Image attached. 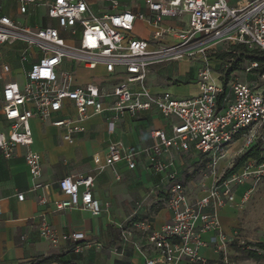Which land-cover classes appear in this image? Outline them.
<instances>
[{
    "label": "built area",
    "instance_id": "1",
    "mask_svg": "<svg viewBox=\"0 0 264 264\" xmlns=\"http://www.w3.org/2000/svg\"><path fill=\"white\" fill-rule=\"evenodd\" d=\"M138 21L152 27L151 37L136 35ZM18 42L23 43L19 60L32 67L24 72L25 81L20 84L6 78L12 73L11 64L1 65L0 100L9 127L0 132V152L12 158L18 147L24 148L30 190L43 191L39 202L52 204L56 210L83 208L94 216L110 208L109 202L95 197L92 173L65 175L58 180L65 198L48 199L51 185L43 179V156L34 148L33 118L59 128L62 139L72 145L96 115L107 113V130L113 135L125 113L156 109L163 118L175 121L171 134L155 130L153 145L144 151L158 156L154 169L166 172L171 182L165 206L172 215L158 229L152 228L150 216L122 228L116 248L132 243L144 254L146 264H206L203 248L226 252L234 236L224 230L221 210L236 201L231 179L217 181L204 196L192 201L173 159L166 162L161 155L172 150L195 151L215 167L228 157L239 137H244L247 149L257 142L264 146V89L256 81L226 80L222 73L216 74L208 54L224 42L264 54V0H0V46L12 48ZM197 58L202 60L197 72L198 94L180 97L170 90L153 91L148 85L153 65ZM65 61H71L73 69L61 70ZM78 64L101 71L104 78L115 77L117 83L111 88L95 81L79 84ZM260 64L249 59L244 69L264 80ZM65 105L75 111L65 113ZM138 154L115 139L103 158L94 156V162L102 169L112 168L120 180L117 164L125 162L135 169ZM262 157L261 162L249 159L240 176L264 178V152ZM248 196L246 192L242 201ZM18 198L24 200V192ZM38 217L39 233L52 245L61 239L85 237L83 232L59 235L47 213ZM136 228L142 232L138 240L133 239Z\"/></svg>",
    "mask_w": 264,
    "mask_h": 264
},
{
    "label": "crops",
    "instance_id": "2",
    "mask_svg": "<svg viewBox=\"0 0 264 264\" xmlns=\"http://www.w3.org/2000/svg\"><path fill=\"white\" fill-rule=\"evenodd\" d=\"M4 3H8L9 0H2ZM146 11V8H144ZM12 13V10H8ZM167 23H172V21L168 20ZM140 28H146L150 32L152 31V27L145 22L138 21L137 28L135 30L136 35L149 38L150 35L145 34L144 31L140 30ZM23 46V43L18 42L12 48L7 46H0V60L2 61L0 64V68L3 62H9L12 66V73L6 76L7 79H13L18 81L17 75L19 74L16 60L19 59V48ZM17 50V54H13L12 62L5 58L6 54H12V50L14 53ZM16 55V56H15ZM15 56V57H14ZM15 60V61H13ZM157 65H153L151 71L147 78L148 85L152 88L153 91H162V90H170L175 95L183 97L196 95L199 92V87L197 84V74L195 83V90L191 89V83H178L177 85H172L170 87H160L157 85L149 84V77L152 72L158 71L156 67ZM32 64L27 63V67L24 71L31 69ZM84 69L76 66L75 73L76 75L81 74ZM77 70H82V72H77ZM90 71L89 77L92 76L94 70ZM104 78V77H103ZM115 79V77H113ZM89 81H96L94 79H89ZM19 82V81H18ZM83 82V83H86ZM100 82V81H99ZM98 82V83H99ZM20 83V82H19ZM193 83V82H192ZM82 84V83H79ZM3 89V81L0 80V95ZM98 121H101L102 128L104 130L101 135V140L104 142V147L92 152L91 162H94V156L104 157L108 145L111 141L115 139H121L125 142V144L134 150L138 151L137 157V165L135 169H129L125 162H120L117 164V170L121 174V179L118 180L116 178L115 172L112 168H105L104 172L95 174V184L93 188V193L96 198H98L102 203H110V208H118L123 204V201L127 196V185L125 183L117 184L115 181H121L122 177L126 172H136L138 173L140 168V162H143V158H147L152 162V164L156 161L158 156L155 153H147L144 150L150 148L154 143L153 132L155 130H163L167 133L171 134V125L175 120L165 119L160 113L153 109L149 112H141L137 115H131L129 113H125L122 115L121 120L119 121L116 133L110 135L107 130V113L96 115L90 118L87 121V130L80 134L76 142L74 144H68L63 139V143L65 146H77L80 141L88 135V130L92 128ZM43 121L38 118H33L31 120V125L34 133V148L40 151L37 147L36 143L38 141L35 133L34 123L37 124L39 129V135L41 132V128L43 127ZM53 126V125H52ZM9 127V122L5 119L2 111V102L0 100V132L7 130ZM56 128V127H55ZM62 133L59 128H57ZM148 131L151 133L150 145L146 144V136ZM62 138V135H61ZM50 144L46 141L45 149H47ZM50 147V146H49ZM41 152V151H40ZM43 156V169H44V154L41 152ZM190 155V161H192L195 157L199 159L202 155L198 152H181L177 150H172L170 153H163L161 155L162 160L169 161L173 159L174 169L178 172V178L183 181V173L185 168L181 167L183 159L180 158V155ZM181 155V156H182ZM203 157V156H202ZM145 172V171H142ZM162 175V178H167L166 172H159ZM70 174H90L89 172H78V173H70ZM65 174V175H70ZM63 175L62 177H64ZM61 177V178H62ZM60 178V179H61ZM43 179L51 185L50 191H48L47 197L50 201L53 199H61L65 198L64 194L60 193V189L57 185L54 186L52 181L44 178V170H43ZM115 179V181H114ZM151 184L152 181H151ZM171 184V182L166 180V185ZM186 185V184H185ZM187 186V185H186ZM211 186V185H210ZM209 186V187H210ZM31 178L29 174V170L24 158V148L18 147L17 154L12 158H6L0 152V206L2 207V212L0 213V264H33L36 261H41L40 264H146V259L144 254L136 249L132 243L128 244L127 250L118 251L116 250L118 239H114V243L110 245L111 247L108 249V252H102L100 250H83L81 251V246L85 244H93L98 243L108 244L110 239L114 236L116 228H114V218L110 213V208L108 211H104L99 216H94L90 211L83 208H66L63 210H56L52 204H42L39 202V196L43 193V191H31ZM187 186V190H188ZM169 186H166L163 192L167 195V190ZM24 192L25 198L24 200H19L18 194ZM189 192V190H188ZM46 193V192H44ZM205 192H200L197 195H191L192 199H198L204 196ZM190 197V196H189ZM157 200L160 201L158 195H153L152 197L144 195L143 200L140 202L138 209H144L145 211H149L145 213L144 216L140 214H136V217L133 221H128L131 225L143 222L147 217H151L150 221L152 223L153 229L160 228L163 224L168 222L171 218V211L165 206L157 209L156 203ZM193 201V200H192ZM127 203V201L124 200ZM125 203V204H126ZM41 212L47 213L48 219L59 235L69 234L71 235L74 232H83L85 237L83 239L74 241L69 238L67 240L61 239L57 245L50 244L47 240L41 237L39 233V217L38 215ZM223 210H221V220L222 225L224 227L223 221ZM128 225V223H127ZM134 240H138L141 238V229H135ZM226 231V230H225ZM119 235V234H118ZM212 234H206L205 238L207 240L210 239ZM25 236V239L22 238ZM120 237V235H119ZM42 244L43 247L39 248V245ZM76 245L78 249L67 250L68 245ZM201 254L207 259V263L209 260L217 259L218 255L213 250L212 247H205L201 250ZM178 264H197L190 263L186 261H182Z\"/></svg>",
    "mask_w": 264,
    "mask_h": 264
},
{
    "label": "rangeland",
    "instance_id": "3",
    "mask_svg": "<svg viewBox=\"0 0 264 264\" xmlns=\"http://www.w3.org/2000/svg\"><path fill=\"white\" fill-rule=\"evenodd\" d=\"M172 23L177 24L176 21H173ZM140 30L144 31L145 34H148L151 37V32L148 29L140 28ZM239 45L243 44L224 42L219 44L215 50H210L208 54L210 55L214 71L216 74L222 73L226 80L232 78L241 81H256L257 84L264 89V80L259 78L258 73H249L244 69L247 61L251 59L249 58V54H254L250 53L247 47H245L244 51L234 49L235 46ZM226 52H228V54L220 59L218 54ZM13 54H17V50L15 53L12 50L11 55H9V53L6 54L5 52V58L12 62ZM1 56L3 55L0 54V58ZM1 62L2 61L0 60V64ZM15 63L19 72L17 79L20 84H22L25 81L24 70L27 67V63L21 62L19 59H17ZM249 63L250 62H248V64ZM73 65L74 64L71 61H65L60 66V69H73ZM155 65H157L156 67L159 70L150 74V85L170 87L172 85H177L178 83H191L193 84L190 85L191 89H196L194 82L196 81L195 79L198 69L202 65L201 59L170 60ZM76 66L84 68L79 64ZM262 66L261 63L260 69ZM77 72H82V70H77ZM89 74L90 71L84 69L81 74L77 75L76 81L78 83H83L91 78L96 81L99 79L100 82H97L109 88L117 83L116 78H103L104 74L101 71H95L92 73L91 77H89ZM70 103L67 106H70ZM68 111L73 113L75 110L73 109V106L69 109L65 105L64 112L67 113ZM42 123L43 127L41 128L40 135L38 132V126L34 123L35 133L38 139L36 143H38V149L44 154V178L52 181L54 186L57 185V181L65 174L89 172L94 175H99L104 172L105 169H102L91 162L92 152L103 148L105 144L101 140V135L104 132L101 121H98L87 131V137L80 141L77 146H65L60 131L48 121H43ZM150 140L151 133L148 131L145 139L147 146L150 145ZM46 141L50 144V147L47 146V149H45ZM244 142L245 140L243 136L233 142L228 157L218 162L215 167H212L205 157L201 156L199 159L195 157L190 161V155L179 154L180 158L183 159L181 160V167L185 168L182 182L189 187L190 198L191 195L195 196L200 192H205L210 185L223 180L225 173L233 168L237 160L247 151V148L244 147ZM261 149L263 155V145L261 146ZM143 159V162H140V168L143 169L139 170L138 173L130 171L124 174L121 181H115L114 179L117 184L125 183L128 192V196L124 199L127 203L122 200L123 204H121L120 207L110 208V213L114 218V228H116L114 236L106 245H99L98 243L82 245L80 247L81 251L85 249L90 251L100 250L102 252H108V249L111 247L110 245L115 242L114 239H118V244L122 228H125L126 226L133 227V224L131 225L128 221H133L137 218L136 214L144 216L145 213L149 212L142 208L138 209L144 195L150 197L158 195L160 201L157 200V209L164 206L167 195L163 190H165L166 186H170L171 184L166 185L167 178H162V175L154 169V163L152 164L147 158ZM240 169L226 178L231 179L230 184L236 195V201L228 204L222 209L225 230L228 234L234 236V241L228 245L226 252L217 253L218 258L209 260L208 264H264V251H261L263 257L259 260L247 257L244 252L247 248H255V243L264 242V178L257 179L250 176L244 178L243 176H240ZM151 181L153 184H151ZM246 192L249 193L248 199L242 201V197ZM128 244L130 243L120 244L116 249L118 251L127 250ZM42 247L43 245L40 244L39 248ZM76 248L77 246L75 244L67 246V250L69 251ZM40 262L41 261L38 260L33 264H40Z\"/></svg>",
    "mask_w": 264,
    "mask_h": 264
},
{
    "label": "trees",
    "instance_id": "4",
    "mask_svg": "<svg viewBox=\"0 0 264 264\" xmlns=\"http://www.w3.org/2000/svg\"><path fill=\"white\" fill-rule=\"evenodd\" d=\"M245 47H246L245 45H239V46H235L234 49L244 51ZM249 52L254 54V55L249 54V58H251V60H256L262 63L263 66L261 67L260 71L264 72V54L253 50H249ZM227 54L228 52L220 53L218 55L220 56V59H222L221 57H224ZM261 146H262V142H257L254 145H251L247 149V151L237 160L233 168H231L225 173L223 179H226L235 172H237L249 159H256L258 162L263 161ZM254 246L255 248H247L244 252L246 253L247 257L259 260L263 257L261 251H264V242H257L254 244Z\"/></svg>",
    "mask_w": 264,
    "mask_h": 264
}]
</instances>
